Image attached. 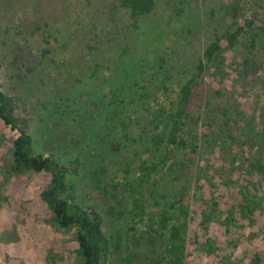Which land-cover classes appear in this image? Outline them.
<instances>
[{
	"label": "trees",
	"instance_id": "1",
	"mask_svg": "<svg viewBox=\"0 0 264 264\" xmlns=\"http://www.w3.org/2000/svg\"><path fill=\"white\" fill-rule=\"evenodd\" d=\"M106 3L107 24L118 7L131 22L75 30L91 66L49 48L26 66L42 115L4 89L0 60L4 171L47 177L39 198L76 264H264V0Z\"/></svg>",
	"mask_w": 264,
	"mask_h": 264
},
{
	"label": "rangeland",
	"instance_id": "2",
	"mask_svg": "<svg viewBox=\"0 0 264 264\" xmlns=\"http://www.w3.org/2000/svg\"><path fill=\"white\" fill-rule=\"evenodd\" d=\"M62 1L0 0V60L3 63L4 89L11 94L17 93L21 104L27 103L28 109L36 117L44 110L37 103L39 97L36 94L42 89L38 88L36 82L27 84L21 81L23 76H27L26 66L33 64L36 56L49 48L51 52L45 54L46 61L61 63L67 59H81L89 67L100 53L87 55L84 51L86 41L82 35H78L80 32L74 35L75 30L87 29L89 32L91 28L109 39V30L118 27L125 32L131 22L130 17L118 7L114 22L107 24L106 17L110 15V10L105 0H70L64 8ZM159 9L160 13H165L164 16L168 15L167 10H171L166 2H161ZM188 23L186 21L184 24ZM69 30L72 37L68 43L63 34ZM73 65L75 69L77 64ZM88 71L89 68L83 69L82 73L85 75ZM48 72L51 71L48 69ZM67 76L68 72L64 69L55 73L61 82ZM25 97H29V102H25ZM22 116L28 117L25 112ZM44 127L38 118L33 121L34 138L43 145L45 154L50 155L48 150L53 143H49L48 129ZM9 148L10 134L3 132L0 124V264H76L72 251L75 244L72 231L64 232L53 225L49 212L39 198L47 177L34 173L8 175L3 168L5 159L9 157ZM243 251L240 247L234 257H242Z\"/></svg>",
	"mask_w": 264,
	"mask_h": 264
}]
</instances>
